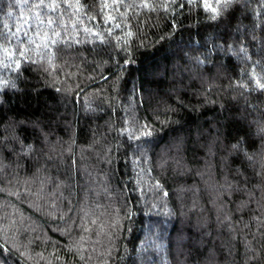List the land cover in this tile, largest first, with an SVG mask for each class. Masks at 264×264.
Wrapping results in <instances>:
<instances>
[{
	"label": "trees",
	"instance_id": "trees-1",
	"mask_svg": "<svg viewBox=\"0 0 264 264\" xmlns=\"http://www.w3.org/2000/svg\"><path fill=\"white\" fill-rule=\"evenodd\" d=\"M212 15L0 0V80L45 34L70 43L0 85V264H264V0Z\"/></svg>",
	"mask_w": 264,
	"mask_h": 264
},
{
	"label": "snow or ice",
	"instance_id": "snow-or-ice-1",
	"mask_svg": "<svg viewBox=\"0 0 264 264\" xmlns=\"http://www.w3.org/2000/svg\"><path fill=\"white\" fill-rule=\"evenodd\" d=\"M43 2V0H41V3ZM189 3H192L193 0H188ZM77 3H79V0H77ZM236 3V0H216V5L217 6H212L208 3V0H204V6L205 8L209 9L212 12V19L213 20H217L220 19L234 4ZM48 7H54V5L49 4ZM37 19H39L40 14L37 13ZM41 23H43V21H41ZM47 23L49 25H51L53 23L52 19L49 18ZM20 29H17V31H19ZM87 31V30H86ZM39 34V33H37ZM97 36H99V33L96 34ZM54 36L57 37L58 39H53L51 37H49L47 34H45L43 37H41V44H36V41L32 38L29 37L28 38V43L29 44H36V59H33L30 55H28V53L31 51V49H29L28 47H24L23 51L19 52V55L17 58H14L12 61V65L11 68L12 70H14L17 75L14 79H4V80H0V85H2L3 87H11L17 91H22V89H20L18 87L17 82L21 81V73L23 71H25V69L22 67V65L24 63H29V64H33L36 65L38 69L47 72L50 68L54 69L55 68V59L57 57V51L53 50L49 53H42L41 49H47L49 48V46H58L59 43H63L66 47L70 46L69 40L64 39L61 40L59 39L61 37V33L60 32H54ZM5 39H7V37H5ZM101 42L103 43V37H100ZM227 40V37L225 38ZM75 43H80L79 39H75L74 40ZM215 47V45H214ZM241 51H245L246 50L241 48ZM16 50L13 49V51H10L8 53V55L10 57H13L15 55ZM47 60V64H48V68H45L43 66L44 61ZM196 63L197 64H202L203 61L197 57L196 58ZM6 68L9 67L8 64L4 65ZM257 85L260 89H264V83H261L259 80L257 81ZM57 91H60V89H56ZM4 103L3 100H0V104ZM42 131V129H41ZM262 132H264V128L261 129ZM141 135L143 136H149L151 135V132L149 130H147V125L144 126V130L141 132ZM135 137V133L130 132L129 133V138H134ZM46 138V137H45ZM13 139H19L18 137H13ZM5 142H7V137H5ZM243 141H239L237 144H233L232 147L233 149H237L239 150L242 147ZM21 150L26 154H31L34 151V147L32 144H27L24 145L23 142L21 141ZM245 155L247 156L248 160H253V156L252 155H248L247 152H245ZM157 186L160 187L161 189L163 188L162 185H159V182H157ZM164 195H167V192L164 193ZM243 207V204L241 205Z\"/></svg>",
	"mask_w": 264,
	"mask_h": 264
}]
</instances>
